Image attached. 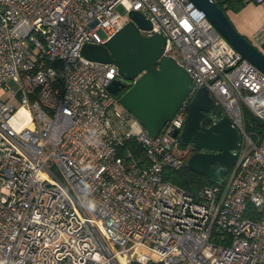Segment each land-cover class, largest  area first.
<instances>
[{
	"label": "built area",
	"instance_id": "built-area-1",
	"mask_svg": "<svg viewBox=\"0 0 264 264\" xmlns=\"http://www.w3.org/2000/svg\"><path fill=\"white\" fill-rule=\"evenodd\" d=\"M118 6L238 130L220 184L164 180L185 162V109L151 136L110 91L116 66L83 56L130 20ZM244 107L264 123V73L190 0H0V264H264V133Z\"/></svg>",
	"mask_w": 264,
	"mask_h": 264
},
{
	"label": "water",
	"instance_id": "water-1",
	"mask_svg": "<svg viewBox=\"0 0 264 264\" xmlns=\"http://www.w3.org/2000/svg\"><path fill=\"white\" fill-rule=\"evenodd\" d=\"M190 1L205 13L236 51L264 73V52L236 29L218 2ZM129 17L105 44H85L83 56L116 66L120 79L110 83L113 93H119L126 81L134 80L119 101L151 136H156L183 107L186 111L184 126L174 135L181 145L192 143L196 150L185 165L220 184L234 164L240 141L238 130L224 112L215 115V103L205 87L196 89L190 97L191 76L174 57H162L166 37L161 33L143 34L141 30L149 29L151 24L142 13L131 11ZM206 120L210 121L209 126H203Z\"/></svg>",
	"mask_w": 264,
	"mask_h": 264
},
{
	"label": "trees",
	"instance_id": "trees-1",
	"mask_svg": "<svg viewBox=\"0 0 264 264\" xmlns=\"http://www.w3.org/2000/svg\"><path fill=\"white\" fill-rule=\"evenodd\" d=\"M249 1L250 0H221L218 2V4L225 12L228 9L237 12ZM262 48L264 51V44ZM129 87L130 84L127 83L125 87L120 90L118 95L120 96ZM243 112H244L247 128L255 129L259 133H264V123L259 121L246 107L243 108ZM220 113L221 110L220 108H218L216 111V116H219ZM125 144L133 150L134 154L138 158H140L141 161H143L144 159L143 149L137 142L128 139L125 141ZM192 153H193L192 151L188 150L187 153L184 154L185 162ZM185 162L180 167L175 169L164 168L162 173L163 179L183 188L184 190L190 193L197 192L200 188H202L205 185L216 184L209 178L187 168Z\"/></svg>",
	"mask_w": 264,
	"mask_h": 264
},
{
	"label": "crops",
	"instance_id": "crops-1",
	"mask_svg": "<svg viewBox=\"0 0 264 264\" xmlns=\"http://www.w3.org/2000/svg\"><path fill=\"white\" fill-rule=\"evenodd\" d=\"M226 12L236 29L255 44L253 36L264 26V5L250 0L237 12L232 10ZM255 45L263 51L262 46Z\"/></svg>",
	"mask_w": 264,
	"mask_h": 264
},
{
	"label": "rangeland",
	"instance_id": "rangeland-1",
	"mask_svg": "<svg viewBox=\"0 0 264 264\" xmlns=\"http://www.w3.org/2000/svg\"><path fill=\"white\" fill-rule=\"evenodd\" d=\"M261 4L264 5V0L261 1ZM118 10L119 12L122 14V18H121V21L124 23L126 20L129 19V14L126 13L121 6H118ZM228 10H231V9H228ZM227 13V12H226ZM100 34L103 36L102 32L99 31ZM189 150V148L187 146H184V145H180L179 147V150H178V154H186L187 151Z\"/></svg>",
	"mask_w": 264,
	"mask_h": 264
},
{
	"label": "flooded vegetation",
	"instance_id": "flooded-vegetation-1",
	"mask_svg": "<svg viewBox=\"0 0 264 264\" xmlns=\"http://www.w3.org/2000/svg\"><path fill=\"white\" fill-rule=\"evenodd\" d=\"M218 107L215 105V115H216V111H217ZM210 125V121L209 120H206L203 124V126H209ZM190 151L194 152L196 151L193 147V144L192 143H189L186 145Z\"/></svg>",
	"mask_w": 264,
	"mask_h": 264
},
{
	"label": "bare ground",
	"instance_id": "bare-ground-1",
	"mask_svg": "<svg viewBox=\"0 0 264 264\" xmlns=\"http://www.w3.org/2000/svg\"><path fill=\"white\" fill-rule=\"evenodd\" d=\"M22 111H20L18 114H17V116L16 117H21L22 116Z\"/></svg>",
	"mask_w": 264,
	"mask_h": 264
}]
</instances>
